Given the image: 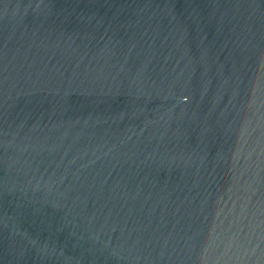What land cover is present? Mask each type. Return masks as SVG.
Instances as JSON below:
<instances>
[{
    "label": "water",
    "instance_id": "obj_1",
    "mask_svg": "<svg viewBox=\"0 0 264 264\" xmlns=\"http://www.w3.org/2000/svg\"><path fill=\"white\" fill-rule=\"evenodd\" d=\"M0 264H264V0H0Z\"/></svg>",
    "mask_w": 264,
    "mask_h": 264
}]
</instances>
